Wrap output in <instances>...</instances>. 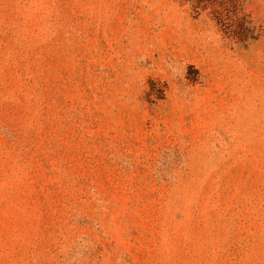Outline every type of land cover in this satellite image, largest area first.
Masks as SVG:
<instances>
[{
    "label": "rangeland",
    "instance_id": "rangeland-1",
    "mask_svg": "<svg viewBox=\"0 0 264 264\" xmlns=\"http://www.w3.org/2000/svg\"><path fill=\"white\" fill-rule=\"evenodd\" d=\"M0 264H264V0H0Z\"/></svg>",
    "mask_w": 264,
    "mask_h": 264
}]
</instances>
